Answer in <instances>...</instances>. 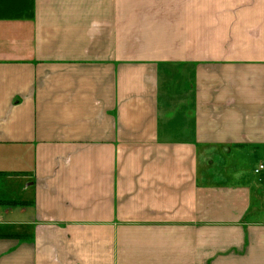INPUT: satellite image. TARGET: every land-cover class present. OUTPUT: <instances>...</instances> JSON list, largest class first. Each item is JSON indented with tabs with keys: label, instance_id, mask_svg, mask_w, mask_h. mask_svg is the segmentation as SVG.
I'll list each match as a JSON object with an SVG mask.
<instances>
[{
	"label": "crops",
	"instance_id": "crops-1",
	"mask_svg": "<svg viewBox=\"0 0 264 264\" xmlns=\"http://www.w3.org/2000/svg\"><path fill=\"white\" fill-rule=\"evenodd\" d=\"M263 144L264 0H0V264H264Z\"/></svg>",
	"mask_w": 264,
	"mask_h": 264
},
{
	"label": "rangeland",
	"instance_id": "rangeland-1",
	"mask_svg": "<svg viewBox=\"0 0 264 264\" xmlns=\"http://www.w3.org/2000/svg\"><path fill=\"white\" fill-rule=\"evenodd\" d=\"M258 148H259L262 152H264V144L261 145V146H259ZM263 158H264V157H263ZM248 164H249V166L247 165V167H246L247 170H248L250 167L253 168V166H254V164H255V160H254V159L250 160ZM10 192H15V194H19V195L22 194L21 190H18V189H16V188L8 189V190L3 189V190H1L0 201H5V200H17V199L20 198L18 195H17L16 197H14V198H10V196H11ZM7 205H8V204H6V203H0L1 210H4L5 207H6Z\"/></svg>",
	"mask_w": 264,
	"mask_h": 264
},
{
	"label": "built area",
	"instance_id": "built-area-1",
	"mask_svg": "<svg viewBox=\"0 0 264 264\" xmlns=\"http://www.w3.org/2000/svg\"><path fill=\"white\" fill-rule=\"evenodd\" d=\"M254 172L256 175L264 174V158L260 159L257 163L256 167L254 168Z\"/></svg>",
	"mask_w": 264,
	"mask_h": 264
}]
</instances>
